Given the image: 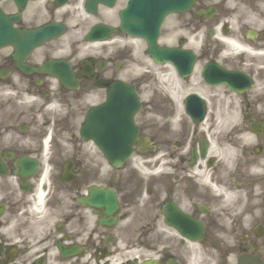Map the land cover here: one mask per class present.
<instances>
[{
	"label": "flooded vegetation",
	"instance_id": "obj_1",
	"mask_svg": "<svg viewBox=\"0 0 264 264\" xmlns=\"http://www.w3.org/2000/svg\"><path fill=\"white\" fill-rule=\"evenodd\" d=\"M209 6L214 12L206 17ZM1 7L19 16L18 28L44 21L37 4L20 13L12 3ZM185 17L186 27L201 31L199 60L242 72L252 85L239 94L199 82L213 109L198 124L187 116L178 118L177 127L160 126L157 115L139 122L132 149L134 157L156 154L150 180L140 177L132 160L111 168L79 137L81 119L107 91L102 85L125 79L119 55L105 48L80 54L76 42L60 39L22 60L12 46L0 49V264H236L246 253L249 264H264V0H199ZM49 58L69 63L76 88L42 68ZM237 100L248 110L242 119L249 130L254 122L263 127L249 131L247 163L235 164L230 174L231 184H244L246 228L239 221L228 227L235 205L226 193L234 197L227 189L233 185L224 183L212 155L202 161L197 152L206 137L216 140L213 126L201 125L213 123V111L223 102ZM168 107L173 110L171 101ZM143 136L150 150L139 147ZM159 151L169 159L162 167ZM209 181L221 195L206 186ZM169 205L193 224H167Z\"/></svg>",
	"mask_w": 264,
	"mask_h": 264
},
{
	"label": "rangeland",
	"instance_id": "obj_2",
	"mask_svg": "<svg viewBox=\"0 0 264 264\" xmlns=\"http://www.w3.org/2000/svg\"><path fill=\"white\" fill-rule=\"evenodd\" d=\"M62 12H64V11H62ZM69 14L70 15H68L67 17H69V16L71 17V21H70L71 24L77 23L76 24V31H77L76 35H81L88 28L89 24L91 23V22H89L90 20H88L87 17L80 11L70 12ZM168 22L169 21L167 20V22L165 23L164 29H163L164 36L168 35L169 32H170V30L167 29L168 28ZM140 48H141V45L138 46V50L136 52L137 53L136 54V56H137L136 59H137V64H139V66L141 68L138 69L136 67V65H134L132 63L129 64L130 69L132 71L136 72V73H139L142 70H144L146 67L148 68V66H150L148 61H147V59H146V57L142 53L139 52ZM142 81H143V83H145L147 85L146 89L150 90L153 87L152 84H154V83H153V81H152V79L150 77H145V78L142 79ZM172 82H170V81H161V82H159V86L157 87V89L160 90V94H161V89L163 88L162 85L164 84L166 88H169L170 87L169 84H171ZM148 90H145L144 93L145 94L148 93L149 92ZM165 90L167 92V89H165Z\"/></svg>",
	"mask_w": 264,
	"mask_h": 264
},
{
	"label": "water",
	"instance_id": "obj_3",
	"mask_svg": "<svg viewBox=\"0 0 264 264\" xmlns=\"http://www.w3.org/2000/svg\"><path fill=\"white\" fill-rule=\"evenodd\" d=\"M49 28H50V26H45L44 28H42L39 31H37L36 35L39 38V40H44V39H46L48 37ZM55 31L60 32L61 31V26H56L55 27ZM129 125H130V122H128V123L123 122V124H121V127H122L121 131L124 132V133L127 132Z\"/></svg>",
	"mask_w": 264,
	"mask_h": 264
}]
</instances>
